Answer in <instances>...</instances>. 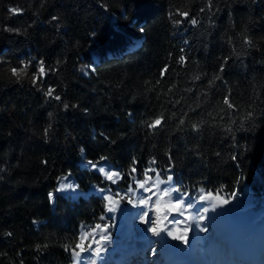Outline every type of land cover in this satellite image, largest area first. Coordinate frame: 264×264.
Here are the masks:
<instances>
[{"label": "trees", "instance_id": "obj_1", "mask_svg": "<svg viewBox=\"0 0 264 264\" xmlns=\"http://www.w3.org/2000/svg\"><path fill=\"white\" fill-rule=\"evenodd\" d=\"M101 156L116 184L85 171ZM152 160L182 192L264 201V0H0V264H71L65 246L114 221L92 193L49 202L59 177L128 204Z\"/></svg>", "mask_w": 264, "mask_h": 264}, {"label": "bare ground", "instance_id": "obj_2", "mask_svg": "<svg viewBox=\"0 0 264 264\" xmlns=\"http://www.w3.org/2000/svg\"><path fill=\"white\" fill-rule=\"evenodd\" d=\"M104 167L109 169L106 166ZM68 192L75 191L68 190ZM160 199L163 201L164 197ZM169 204L172 205V203ZM154 205H157V203H154ZM124 209L127 217L124 218L122 212L117 213V218L123 222L125 220V222L134 223L135 221H131L128 213L133 211V209L131 210L126 207ZM176 213L178 212L174 213L170 210L166 214L159 213L155 216L148 214V218L151 221L148 226L149 233L146 232V226L143 220L137 227L134 226L136 234L141 236L138 242L137 240L135 241L137 244L126 243L125 240V243L119 242L121 244H115L112 241L105 244L104 241H101V245H104L101 253L105 257L100 262L102 264H156L159 261L158 264H167L164 260V247L166 245L176 244L179 249L181 248L180 250H183L179 255L177 254L178 252H175V255L179 258L176 264H264V216L259 220L260 222L255 223L251 222L252 219L250 218V220L248 215H244V219L240 218L237 220L234 218L226 228H223L217 219L210 220L207 224L208 229L204 231L203 235L207 240L206 242L203 241V243H201V239H192L193 226L190 225L187 228L188 232H186L185 241L182 240V243L178 244L176 237L174 240L167 239V232L173 231L174 229L171 227L168 228V226L167 228L165 226L162 227L164 223L163 218L170 217L169 220H176L175 216L171 215ZM154 226L162 229L159 235L153 234L150 230ZM98 233L100 234H97L99 237L104 235L101 232ZM162 233L164 235H161ZM150 235L156 237L154 240L156 245L152 249L149 246V240L153 241L154 237L150 239ZM111 240L115 241L114 239ZM149 249L152 251L151 256H145ZM146 258L148 259L147 261L145 260Z\"/></svg>", "mask_w": 264, "mask_h": 264}, {"label": "rangeland", "instance_id": "obj_3", "mask_svg": "<svg viewBox=\"0 0 264 264\" xmlns=\"http://www.w3.org/2000/svg\"><path fill=\"white\" fill-rule=\"evenodd\" d=\"M81 75L87 76L88 71H85V70L82 71ZM89 170H91V169H89ZM91 171H96L97 173L103 175L102 173H100L97 170H91ZM65 178H66L65 182L73 183L74 185H76L71 180V178H69V177H64L61 179H65ZM61 179H59V181L57 183L58 187L60 185ZM107 181L111 182L109 180H107ZM117 181H119V180H117ZM117 181H116V183H117ZM155 182L157 183L156 177H154L152 180H149L150 185L156 184ZM112 184H115V183H112ZM165 186L166 185H164V184L162 185V187H160V185H159V187L161 189L164 188ZM153 188H154V186L152 187V191L156 192L157 189L156 188L153 189ZM136 190H137V198H134L133 203L128 204L130 206V208L126 207V206L117 205L115 202L116 211L115 212H109L114 217V219H113L115 221L114 226L109 228L110 226L108 225L109 227L107 226V228L103 229L104 230L103 232H101L100 229H96L95 232H93V231L92 232H85V233L89 234L88 238L83 242L85 246H87L88 244H92L93 247H99L95 243V241L99 240V238H100L98 236V235H100L98 232H101L102 234H107L111 237L117 238V240H115V241L110 239V241H112L115 244H121L119 242L125 243V241H126V243L137 244L138 240L141 239V236L136 234L134 226L137 227V225L141 223V221H142L141 214L145 211L148 214H152L154 216L156 214L158 215L159 213L166 214L170 210L173 211L174 213L178 212L176 214H171L172 216H175L176 220L172 221V220H169L170 217H166V218L164 217L163 218L164 223L162 224V227L165 226L167 228V226H168V228H170V227L173 228L174 232L173 231L167 232V234H166L167 239L174 240L175 237L176 238L181 237L180 239H177L178 244H181L182 240L185 241V239H186V232H188L187 228L190 227V225L193 226V233L191 234L192 239H194V240L195 239H201V243H203V241L206 242V240H207V238H204L203 235H204V231H207V229H208L207 224L210 220H216L217 219L219 221V223L221 224V226L223 228H226L231 224V222L234 218H236L237 220H239L240 218H243V219L245 218L246 214H243V215L238 214L235 216V214L237 213L235 211H238L237 209L240 208L242 210H246L252 216H254L258 213H261L264 209V208H262L264 205V201L263 200L262 201L260 200L257 202H255L254 200L252 201V198H250L251 196L248 192V189H246L242 195V197H243L242 202L243 203L241 206H243V207H239L240 203H237V202H228L227 201V203H223L222 201H224V199L221 196H219L217 194L211 195V194L206 193L205 191L200 190L199 193H196L195 195H190L191 202L194 204V208L186 209V208L182 207L181 209H176V210H173L171 208V204H169V203L173 204V203H175V201H170L167 196L164 197L163 201L161 199H159V203L157 205H154V203H148L145 205H140L138 203V198H147L151 193L144 192L142 189L139 190L136 188ZM91 192L96 193L98 195L101 194L102 197H104V195H110V193L107 191H106V193L100 192L99 189L93 185H90V187L88 188L87 194H90ZM57 193H63L64 195H70L72 198H75L77 195H81V196L86 195V194L78 191L77 188H76L75 192L63 191V192H57ZM201 196H203L205 198L203 202H201V200H200ZM157 198H158V196H153L152 200L156 201ZM124 201H127L126 198L124 199ZM106 204H107V208L112 207V205L109 204L107 201H106ZM213 205H215V207H213ZM124 207L131 209V210L133 209V211H130L128 213H129V216L131 217V221L132 220L135 221L134 223L125 222V220L123 222L117 218V213H122V212L124 214V218L127 217L125 214ZM205 208L208 209L207 212H204ZM196 209H199V211H197ZM233 212H235V214H232ZM201 214L204 217L203 220L199 219V216ZM263 216H264V212L262 214L256 216L257 218L252 219L253 221L250 219V217H248V216L247 217L251 220L252 223H255V222H260L259 220H261ZM129 224H130V226H129ZM144 224L146 226V232L149 233V228H148L149 223H146L144 221ZM197 224H200L201 227H203L205 230L201 231V229L196 226ZM83 233L84 232H82L81 235ZM81 235H80V237H81ZM161 235H164V233H162ZM153 237H154L153 241L149 240V246L151 249L153 248V246L156 245V243L154 241L156 239V237L153 235H150V239ZM136 240H137V242H135ZM79 242H80V239H79ZM153 242H154V244H153ZM151 249L148 250V252L146 253L145 256H147V255L151 256V254H152ZM77 251H79V249ZM100 254L101 255L99 257H94L91 252L82 253L81 255H82L83 259L81 260L80 264H89V262L92 259L96 260V264H102L100 262V260H104L103 258L105 257V255H102L103 253H100ZM124 256H126V255L124 254ZM145 260L147 261L148 259L146 258ZM72 264H74V261L72 262Z\"/></svg>", "mask_w": 264, "mask_h": 264}, {"label": "snow or ice", "instance_id": "obj_4", "mask_svg": "<svg viewBox=\"0 0 264 264\" xmlns=\"http://www.w3.org/2000/svg\"><path fill=\"white\" fill-rule=\"evenodd\" d=\"M207 3H208V9L211 10V5H212V0H207ZM205 9H201V11H204ZM12 11L14 13H19L21 10L20 9H12ZM178 14L179 16L182 18L180 20H176L174 23L176 25H181L184 21H188L190 22L193 26L197 25L199 23V21L194 17V16H190L189 12L187 11H180L178 10ZM53 20H56L57 17H52ZM7 31H18V30H13V29H6ZM247 43V41H245ZM187 43V42H185ZM184 52V49L182 48L181 49V53ZM171 55V54H169ZM178 63H180L182 66L186 63V56L181 54L179 57H178ZM59 63V61L57 62ZM227 63V58H225V61H224V64ZM224 64L221 65V68H220V71L223 72L224 70ZM26 68L27 66L25 65L24 68H20V69H17V68H12L11 69V72L14 76H16L18 79L20 78V76L26 71ZM168 72V65L166 64L164 66V68L161 69L160 71V75L161 77L163 78L166 73ZM46 69H45V64L43 61H40L39 63V68H38V74L33 78V84H37L39 80L43 79L45 76H46ZM194 79H199L198 76L194 77ZM220 79L219 75L215 76L213 78V81H209V83H213L215 80H218ZM157 83H159V81H157ZM175 87V85H173V88ZM172 89H169V91H171ZM45 95L47 97H50V98H54L55 100L57 101H60L61 100V97L59 95H55V89L54 88H51L49 87L47 89V91L45 92ZM179 101H177L178 103ZM224 104H226L229 108H233L234 105L230 102V99L226 96L224 98ZM64 107L65 108H68L69 105L68 104H64ZM249 116L251 115V113L248 114ZM164 120V116H163V113L155 116L154 119L151 120L150 123L147 124V126L149 128H152V129H156L158 127H160L162 125V122ZM181 124L184 123L183 120H181L180 122ZM193 129H197L199 127L198 124H193L192 125ZM44 134L45 136H47L48 134V129L46 128L44 130ZM84 152V149L81 148V153ZM106 158L101 156L99 158V161L97 162H93L91 160H88L87 161V166L91 169V170H97L99 171L100 173H102L104 175V177L111 181L112 183H116L117 180L120 179V173L117 172V171H113L111 169H106L104 166H101L100 164V161H104ZM156 162L155 160H152L149 162V169H147L145 171V177L146 179L144 180H136L135 183H136V188L137 189H142L144 192H148V193H151L147 198H138V203L140 205H145V204H148V203H159V199L160 198H163L165 196L168 197V199L170 201H175V203H173L171 205V208L173 210H176V209H181L182 207L183 208H186V209H192L194 208V204L191 202V198H190V194L188 192H182L181 189L177 186H174L172 184V181H173V177L171 175H169L167 177V180L166 181H163V180H159L158 177H159V173H157V183L155 185H150L149 184V180H150V177L148 176V173L149 172H152V171H155L154 168L151 167V165H154ZM136 164V161L135 159H133V165ZM132 173H135L136 172V168L135 166L132 167L131 169ZM66 178L65 179H61L60 180V185L58 188H56L54 191H50L48 193V199H49V202H54L55 201V198H56V193L57 192H63V191H68V190H72V191H75L77 186L74 185V184H71V183H67L65 182ZM160 184H164L166 185L164 188H160L159 185ZM156 187V192H153L152 191V187ZM100 192H104L105 190L103 188L99 189ZM203 191V189L201 190ZM128 194H131V198H129V203L132 202V198H137V191L134 190L131 186L128 188V191L127 193H125V196H128ZM153 196H158L157 200L156 201H153L152 200V197ZM124 197L122 196L121 199H123ZM103 199L105 201H107L109 204L112 205V207H108L107 208V211L108 212H115L116 211V207H115V201L113 200L112 196L111 195H104ZM204 197L201 196L200 197V200L201 202L204 201ZM223 203H227V200H224L222 201ZM213 207H215V205H213ZM197 211H199V209H196ZM208 209L205 208L204 209V212H207ZM112 219H114V217H111ZM101 219H104V217H101ZM141 219L144 220L146 223H150V218H148V213L147 212H143L141 214ZM199 219L200 220H203L204 217L203 215L201 214L199 216ZM178 222V221H177ZM198 228L201 229V231H204L205 229L203 227H201L200 224H197L196 225ZM96 229H100L101 232H103L104 230L101 228V225L100 224H97L95 226V229H93V232H95ZM153 234L155 235H159L160 232L162 231V229H160L158 226H154L150 229ZM7 235H11V233H8ZM89 234L88 233H83L80 237V242L76 243L74 247H71L69 245H66L65 246V250L66 251H69L71 250L72 251V257H73V261H74V264H80L81 260L83 259L82 257V253H86V252H91L92 255L94 257H99L100 256V253H101V250L103 248L104 245H101V241H104L105 244L108 243L110 241V237L107 235V234H104V235H101L99 240H96L95 243L96 245H98L99 247H93L92 244H88L87 246L84 245V241L88 238ZM181 237H177V239H180ZM40 246L37 245V248H39ZM76 249H79V251H77ZM89 264H96V260L95 259H92Z\"/></svg>", "mask_w": 264, "mask_h": 264}]
</instances>
